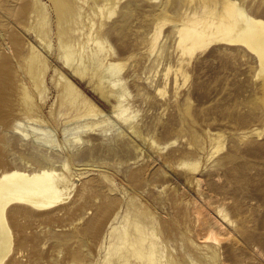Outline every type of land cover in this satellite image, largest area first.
<instances>
[{
  "label": "rangeland",
  "instance_id": "1",
  "mask_svg": "<svg viewBox=\"0 0 264 264\" xmlns=\"http://www.w3.org/2000/svg\"><path fill=\"white\" fill-rule=\"evenodd\" d=\"M238 12L264 27V0H0V171L51 156L67 187L7 206L0 264H264V62L227 41Z\"/></svg>",
  "mask_w": 264,
  "mask_h": 264
},
{
  "label": "bare ground",
  "instance_id": "2",
  "mask_svg": "<svg viewBox=\"0 0 264 264\" xmlns=\"http://www.w3.org/2000/svg\"><path fill=\"white\" fill-rule=\"evenodd\" d=\"M235 15H236L235 17H240L241 18V21H239L240 19L238 20V18H237V19H235L234 22H231V25L229 27V30H227L228 31L227 41L228 42H236V41L244 42V44H247L251 49H253L257 53V55L259 56V58L262 60V62H264V27H262V25L260 24V22H258L259 21L258 19L255 20V19L249 17L248 16L249 14L247 15V14H245L243 12H238ZM183 27H185V26H183ZM185 29H186V31H184V33H186V32L188 33V35L186 37V40L187 41L188 40L189 41H192L193 40V41L196 42L195 44L201 42L199 40L203 36V33L200 32L197 29V26H189L188 28L185 27ZM196 29L198 31H196ZM223 35H224V33H223ZM211 38H213V37L211 36ZM193 41L190 43L191 46L194 44ZM238 44L239 43H237V45ZM228 46H230V45H228ZM66 62H68V58L66 59ZM113 65H109L108 64L107 70H110L111 71V70L117 69ZM105 70H106V68H105ZM114 72H116V71H114ZM72 73L74 75L79 76V77L81 76L80 78H82V76L84 74V73L82 74V69H80L79 67L73 68L72 69ZM64 77H61V78H64ZM65 80L68 83V85L66 84L65 86H69V88H70L69 90L75 91L77 94H79L80 91L78 92V90L72 84V82H70V80L68 81L67 79H65ZM99 85H96V87L98 86V88H99V90H100L101 93L104 92V89H101L103 87V85H101L102 87L99 86ZM98 91L96 90V92H98ZM101 93L99 94V92H98L99 96L101 95ZM105 93L106 92H104V94L102 95V96H104V98L107 97V95L105 96ZM82 96H83V94H82ZM117 97H118V95H117ZM83 100H84V102H88V98L86 99V97H84ZM117 102H118V105L117 106H120L119 104H120L121 101L118 100ZM90 103H89V105H90ZM114 107H116V105ZM116 108H118V107H116ZM118 110H120V109H117V111ZM114 112H115V109H114ZM118 113L119 112H117L115 114H118ZM120 113H123V110L122 109H121V112ZM120 115H122V114H120ZM14 123L15 122H13L12 124L14 125V129H16L18 127V124H16V123L14 124ZM10 127H12V126H10ZM15 131L16 130H14V132ZM20 137L22 138V135ZM34 144H35V146H33V147L35 149L39 150L40 147H38V146H41L39 144H43V143L38 142V145L37 146H36V143H34ZM50 157L51 156H49V158H47V156L45 157L47 160H49V161L51 160L50 161V164H48V166H41L40 165L38 167L30 168L29 170L26 169L27 172L24 169L15 167V165L14 166H9V168L0 171V261L4 258V256L8 252L9 246H10L9 245V243H10V230L8 228V225H7L5 216H4V212L6 211L5 209L7 208V206L9 204H11V203H19V204L22 203V204H26L31 209L33 208V210H36V209H38V210L39 209L40 210L43 209L44 210V209H47V208H49V207H51V206H53V205H55L57 203H60L62 200L64 201V199H65V195L67 194V187L64 184L65 180H64L63 177H59L58 172L56 171V168L55 167L57 165L55 163L57 162V160H55V159L53 160L52 157L51 158ZM13 163H15V162H13ZM195 210H196V207H195ZM192 211L194 212V208H193ZM198 213H199V211H198ZM198 213L196 215H199L200 214L201 216L198 217V221L197 222L198 223L201 222L200 224H202V222L204 221L203 220V217L205 215H207L209 213V211L208 210H203L201 212V209H200V213L199 214ZM220 224L221 223L216 222L214 224V226L217 227L218 229H220ZM210 230H212V229L210 228ZM203 232H201V229H197L196 230L197 235H199V234H200V236L202 235V237L205 240H210V239L211 240H216L217 239V238H215V235H213V231L208 232L209 234L206 235V236L204 234H202ZM217 237H219V236H217ZM225 237H226V235H225ZM122 238H123V236H122ZM198 239H200V238H198Z\"/></svg>",
  "mask_w": 264,
  "mask_h": 264
}]
</instances>
